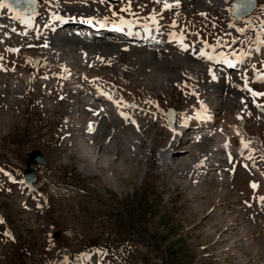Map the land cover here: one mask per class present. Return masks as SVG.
Segmentation results:
<instances>
[{
  "label": "rangeland",
  "instance_id": "374dc122",
  "mask_svg": "<svg viewBox=\"0 0 264 264\" xmlns=\"http://www.w3.org/2000/svg\"><path fill=\"white\" fill-rule=\"evenodd\" d=\"M256 1L251 16L235 20L224 7L216 5V0H39L40 15L35 20L47 27L43 19L46 21L48 10L70 8V14L75 11V15H80V12L82 16L92 17L90 20L145 25L136 28L123 24L133 27V32L140 36L144 33L137 29L147 31L148 37L157 30L153 36H159V32L160 36L172 34L163 30L172 23L176 32L173 34L187 38L185 41L195 49L198 47L195 45L208 44L232 50L235 42L242 41L238 32L246 34L247 28L254 27L253 22H264V0ZM82 7L90 8L91 12L80 11ZM59 15L61 19L62 14ZM8 17H0V67H4L0 68V166L11 177L0 172V264H264V181L250 173L253 170L245 171L240 166L242 158L236 153L242 137L254 140L252 143L243 138L248 141L244 154L248 150L258 151L249 155L256 157L257 169L264 174L263 23L253 35L256 39L253 44L244 42L240 50L245 53L249 46L252 49L258 46L252 57L244 61V73L234 71L242 70L236 68V62L223 68L219 66L223 61L213 66L226 69L223 83L233 86L235 91L240 86L239 74L247 75L248 89L243 91L247 109L245 105L242 109L239 102L226 108L220 90L223 100L216 98L220 93L216 94L217 89L213 90L214 95H209L212 70L204 62H194L197 61L194 54H190L194 61L189 60L184 66L176 63L171 50L180 49L177 46L167 44V47L149 48L152 50H136L141 41L139 46L126 42L131 47L125 42L117 45L77 32L52 33L51 39L54 34L56 40L60 39L58 49L63 58L70 60V65L86 68V72L76 77L63 64V58L54 53L57 50L49 46L47 32L56 22L48 23L50 27L44 29L34 46L31 37H23L26 31L18 39L15 37L20 24ZM148 42L142 47L161 41ZM106 44L117 46L109 55L100 56L98 50ZM45 50L50 52L48 58L41 54ZM131 50L136 53L131 55ZM145 52H151L152 57ZM93 58L98 63L92 62ZM188 64L196 68L201 83H197L195 75L184 73V67L192 72ZM84 73L97 77L99 85L120 95L139 127L133 126L135 121L127 125L117 119L110 102L122 108L125 103L120 96L121 100L85 103V121L76 123L73 116L78 108L72 110L73 101L80 103L82 94L89 101L94 95ZM23 81L24 98L16 100L15 93ZM76 85L86 91L75 89ZM199 85L204 95L207 94L202 102L213 108L210 112L215 115V121L187 123V129L193 130L175 146L171 143L172 129L166 121V109L173 107L178 116H189L198 105L195 100ZM219 86L225 88L223 84ZM93 109L98 111L96 124L101 123V117L111 124L83 128L87 127ZM237 114L243 118L238 128L246 133L241 137L229 132V125L233 126L230 117ZM74 123L80 131L69 132L67 128ZM210 126L212 130L222 128L216 134L226 135L225 143L226 139L233 141L229 163H235L236 168L234 173H231L234 167L226 172L224 181L211 171L204 179L196 173L197 182H205L195 191L186 166H196L201 157L207 158L213 140L212 137L190 138ZM85 135L90 138L86 139ZM256 142L262 146L261 154ZM34 149H39L48 163L45 167H35L38 176L35 190L28 191L23 171L27 154ZM161 151L166 154L160 159ZM169 151L173 156L166 160ZM176 162L180 164L175 167ZM109 177L116 184L108 183ZM141 204L147 206L144 215ZM55 232H59L58 238L54 237Z\"/></svg>",
  "mask_w": 264,
  "mask_h": 264
},
{
  "label": "bare ground",
  "instance_id": "6f19581e",
  "mask_svg": "<svg viewBox=\"0 0 264 264\" xmlns=\"http://www.w3.org/2000/svg\"><path fill=\"white\" fill-rule=\"evenodd\" d=\"M216 5L219 6V7H224L223 10L226 11L227 8H228V6H229V3H228V0H216ZM12 7L15 10H17V11L20 12L19 8H16L15 6H12ZM40 8L41 7H39V10H40ZM89 9L86 8V7H84V8L82 7L80 9V11H82V12H91V11H89ZM39 10H38V12H39ZM69 12H70V8H66V10H62V11L58 8L56 11H52L51 12L52 14H50V15L47 16L45 22L51 23V21H52V22H56V24H57V21H58V19L60 17V15H59L60 13L62 14L63 17H65V18H61V21L62 20L73 21V20H75V18H73V16H82V14L80 12H78L80 15H75L77 13L75 11L73 12L75 14H70ZM86 17H88V19L92 18V17H90L88 15H86ZM93 20L96 21V22L98 21L96 19H93ZM253 23H254V27L253 28H247L246 34H241L240 32H238L239 33L238 35H240L239 37L242 38L241 39L242 41L239 42L238 44L235 42L233 44V49L232 50L225 49L221 45H218V46L216 45V47H209L207 45L206 47H197L195 49V48H193V46L191 44H189L187 41H185L187 39L185 36L184 37L186 39H184L183 37L175 36V35H178V34H173V33L172 34H165L164 36L163 35L160 36V32H159V36L158 35H157V37L156 36H153L152 34L153 33L155 34V32L158 33V30L157 31L150 32V35H152V38H150V35H149V37L146 36L147 34L145 32H147V31L141 30V29H137V32L144 33V36L142 35L143 37L140 36V34L139 35L138 34H136V35L135 34H131L130 35L131 37L128 36V38H127V37L117 36L115 33H110V34L104 35L106 38H109V39H104V38H100L99 39L98 38L97 40H102L104 42H113V43H117V45H123L122 42H125V45L131 46V47H133V45L126 44V42H128V41H130V42L131 41H136V42H140L141 41L142 42L143 41V42H146L147 43L146 39H150V40L151 39H156V40H160L161 41L159 43L158 42H153V43H150V45H146V46H143V47H142V45H144L145 43L140 44V46L139 45H135V46H139V47H135L136 50L139 49V48H142V50H152V49H149V48L155 47L154 49H157L158 47H165V46L167 47V44H168V46H171V45L177 46L180 49L173 50V52L171 50V54L173 53L171 57H172V59L176 63L182 64V66H184V65H186L185 63H188L189 60L192 62V61H194V59H196L197 61H194V62H198V61L201 62V63L204 62L212 70V73L209 71L210 72V76H211V81H212V85H210V89L208 91V92H210V93H208L209 95H214L215 93L213 94L212 92H213L214 89H217L216 94L221 91L224 94L225 97L222 95L221 92L219 94L215 95V96H216V98L217 97L220 98V99L222 98V100H223V97H224V99H225L224 105H225L226 108L230 107L234 102H239L240 103V106L242 107V109H244L246 107V105H245V99L243 97V91L245 90V88L247 86L246 85V82L248 81L247 80V77L245 75H243V74H239L240 86L238 87V90L235 91L233 88H231L233 86L230 87V86L226 85V83L225 84L223 83L224 82L223 79L225 77L224 76V72H225L226 69L225 70L224 69H220V68L215 69L213 66H214V64L217 65L219 62H222L223 61L224 62V65H222V64L219 65L222 68L225 67V66H230V63H233V62H236V65H235L236 68H242V66L244 65V61L248 57H250V56L252 57L253 52L255 50H257L256 48H258V46H257L256 48H253L252 49L251 46H249L247 48V50L245 51V53H244L243 51H240L241 48H242V45L244 44V42H249V44H253V41L256 40V39L253 38L254 33L258 29H261L262 28V23L264 24L263 21H262V23H259V24L258 23H255V22H253ZM56 24L53 25L52 29L49 26L50 27L49 34L51 35V38H53L52 37V33L56 29V26H57ZM61 24L62 23H60V26L57 27V28L59 29L60 27H63L64 29H59L58 31L64 30V31H67L68 33H71V34H74L75 32H80V31L81 32H87V31H84V29H82V28H80L79 31H76L74 27H67L68 25L67 26H61ZM73 24H78V22H74ZM131 26H133V25H131ZM131 26H129V25H126V26L125 25H122V27L124 29L129 30L130 32L135 31L134 28L131 27ZM134 27L137 28L138 26H134ZM263 30H264V28H263ZM261 34H262L261 36L264 38V31ZM110 35H113L115 37V39H111L110 38ZM54 36H55L54 39H51L50 38V43H49L50 45L49 46L57 50V52H54L56 55H58L59 57L63 58V54L58 49V48H60L58 46L61 45L60 42H59L60 39H57L56 40V34H54ZM119 37H120V39H119ZM132 37H136V38H132ZM162 40H164L165 42L164 41L162 42ZM90 41H93V40H90ZM147 44H149V43H147ZM153 44L154 45L155 44H159V45L158 46H156V45L155 46H152ZM117 45H114V44H106V45H102L99 48V50L98 49L97 50L101 53L100 56H105V55H109L113 51L114 47L117 46ZM93 47H97V46H93ZM131 47H130V49H133ZM122 48L124 50L127 49V47H123V46H122ZM168 48H170V47H168ZM129 52H131L130 54L132 55L135 51L133 52L131 50ZM145 53H146L147 56H151L152 57L151 52H145ZM41 54L43 56H45V58H48L49 55H50V52H48V51L45 50V51H41ZM190 54H194V56H195L194 59L191 58V55ZM95 55H96V53H95ZM86 57H88V56H86ZM192 57H193V55H192ZM198 57H200V58H198ZM209 57H211V58H209ZM89 58H91V57H89ZM84 60H86V59H84ZM69 61L70 60H67L66 58H63V64L68 65L69 66L68 68L73 72L74 75H76V77H77V74L78 73L81 74L82 71H85V72L87 71L86 68L81 67L82 65L81 66H79L78 64H76L75 66H73V64L70 65L69 64ZM92 62L98 63V59L93 58V61ZM231 65H234V64H231ZM188 66H189V64H188ZM189 68L192 70V72H189L187 70V68L184 67L183 68L184 69L183 70L184 73H186L188 75L193 74L198 79L199 78V73H197L195 71L196 68H194V66H189ZM231 68H229V69L230 70H233ZM84 76L88 79L89 84L94 88V92H93L94 95H92V97L89 99V101L87 100V95L86 94H82L81 95L82 97L80 98L81 99L80 103L78 102V100L73 101V103H72V107H73L72 110H75V109L78 108L76 114L73 117L75 118L74 119L75 122L76 123H79V125L82 122V119H84V121H85V115H86L85 114V109L86 108H85V105H84L85 103H92V101H95V100H101V101H103V99H106V100H111L112 99V100H114V99H120V97H121L120 95H119L120 96L119 97V96L115 95L114 92L112 93L111 91H109V90L103 88L101 85H99L98 84V78L97 77L92 76V75H86V73H84ZM216 76H220V77H216ZM197 79H196L197 83L198 82L201 83V80L200 79L197 80ZM23 83H24V81L20 83L19 90L15 93L16 100H18V99L22 100L24 98V93H23V88H22ZM227 83L229 84V82H227ZM219 84H223L225 86V88H219L220 87ZM76 86H75V89H80L83 92L86 91L85 88H83L82 86H77V87ZM203 87H204V85H203ZM197 88H198V90L196 92V95L197 96H196V100L195 101L198 102V105H196V109L193 111V105L190 104V109L193 112L189 116H185V115L178 116V114H177L176 117H175V126L173 128H171L172 129L171 131L174 132L175 137H178L179 134L185 135L187 133V126H189L187 123H189V122L191 123L192 120H197L201 124H209V123H211V122L213 123L215 121V120L213 121V118H214L215 115H213V113L210 112V110L213 109V108H211L208 105H206L204 103L205 101L202 102L205 99V97H206L207 94L204 95V91H203V88H202L201 85L197 86ZM122 100H123V98H122ZM83 101H85V102H83ZM103 102H105V101H103ZM110 103L111 104L113 103L114 105H116L117 113L119 114V118L121 119V121H120L121 124H124L125 123V124L128 125V123H130V122L133 124V121H135V120L126 111V108H125L126 103L125 102H124L125 103L124 106H123L124 103H122V106H123L122 108L123 109L122 108L118 109V106H117V103L116 102H110ZM20 104H18V105H20ZM77 105H79V106H77ZM80 105H83V107L80 106ZM244 105H245V107H244ZM245 109H247V107ZM78 111H80V112H78ZM73 112L74 111H72V113ZM79 116H80V120H79ZM71 118H72V116H71ZM224 118H225V116L223 115L222 116V119H224ZM98 120H99V117L97 116V114H93L91 116V118H89L88 121L86 122V126L87 127H85V126H82V127L85 128V129H93V128H88V127H93L92 125H98V126L104 127V126H107V125L111 124L107 119H105L103 117H101V120L99 121L101 123L100 124H96L98 122ZM230 121L232 122V125H233V126H231V124L229 125V132L230 133H235L239 137H241L243 134L246 135V133H245V131L243 129H239L238 128L241 125L242 121H243V118L239 114H237L235 117H230ZM133 126L136 127V128H138L139 127V124L135 121V124ZM75 127H77V129H79L78 125L74 123L73 125H69V128H67V130L69 132H72L73 133L74 132L73 129H76ZM221 129H213L212 130L211 129V126H210V129H208V130L207 129H202L201 132H199L197 134H194L193 133L192 136H191V138H190L191 140H193V138L196 139V140H198L200 138L202 139V138H205V137L206 138L212 137V140H213V145L211 147L213 149H210L209 150L210 153L208 155H206L207 158L201 157L200 161H198V162L195 161V162H197L196 166L195 165H193L192 167H190V165H187L186 166V169H185L186 172H188V174H190L192 176V179H193V184H192L191 187L194 188L195 191L199 190L202 187L203 183L205 182V180L204 181L202 180L201 182L198 183L197 182L198 180H197V174L196 173H198V175H199L200 178H203L204 179V177H206L208 175V173H210V171H211V174H215L216 177L221 176L220 181H224V177H227L226 176V172H229L230 169L233 167V165H230L229 164V161H228L229 160V155H230V152L229 151L232 148V145L230 144L229 139L228 140L226 139V143H225V137H226V135L224 136V134H222V135L216 134V131L218 132ZM85 136H86V139L90 138L88 135H85ZM239 137H238V139H239ZM245 137L248 140H251L252 143H254V140L249 139V137H247V136L242 137L241 140L239 139L240 140V146L238 148V151L240 149V152L236 151L237 155L245 156V155L252 154L254 152H258V151H255V150H251V151L248 150V153H245L244 154V152L247 151L246 150L247 146L245 147V145L248 143V141H246V140L243 139ZM182 138H183V136L180 138V140ZM191 142H194V141H191ZM102 143H104L103 140H102ZM257 144L259 145V148H260L259 153L261 154V144L259 142ZM220 148H223V149L219 153ZM79 149L82 150V148H79ZM81 150H79V151L80 152L84 151V150H82V151ZM170 152L171 151H169L168 155L164 159H166V160L172 159L173 154L170 153ZM211 152H213L212 155H211ZM218 153L220 154L219 156H217ZM165 154H166V152L161 151L160 154H159L160 159L163 158L165 156ZM263 162H264V160H263ZM179 164H180V162H176L174 164V166L176 167ZM256 164H258L257 161H256ZM244 166H246V165H244ZM87 167L91 169V166H87ZM215 170L217 172H215ZM256 170L259 171L257 169V167H256ZM213 171H214V173H213ZM259 172H258V174H261ZM263 176H264V174H263ZM108 183H114V184H116V181L114 179H111L109 177L108 178Z\"/></svg>",
  "mask_w": 264,
  "mask_h": 264
},
{
  "label": "water",
  "instance_id": "95a60500",
  "mask_svg": "<svg viewBox=\"0 0 264 264\" xmlns=\"http://www.w3.org/2000/svg\"><path fill=\"white\" fill-rule=\"evenodd\" d=\"M5 2H7L10 5L11 9L26 16H29L34 12H36L38 5V0H20L19 3H16L15 0H5ZM241 2L242 0H233L231 3V7L229 9L230 15L237 19H241L243 17L250 15L256 7V0H251V3L248 4L246 8L240 9L238 5ZM12 6L19 8L20 12L15 10ZM234 9L236 10L234 11ZM174 114H175V110L173 108L167 109L166 115L170 126H173ZM36 164H41L45 166L46 160L38 150H33L27 155V160L25 163L26 169L24 171V178L26 185L30 188L36 182V173L34 171V165ZM55 236L57 237L58 233H56Z\"/></svg>",
  "mask_w": 264,
  "mask_h": 264
},
{
  "label": "snow or ice",
  "instance_id": "6c2138e0",
  "mask_svg": "<svg viewBox=\"0 0 264 264\" xmlns=\"http://www.w3.org/2000/svg\"><path fill=\"white\" fill-rule=\"evenodd\" d=\"M15 2L16 3H19L20 2V0H15ZM251 3V0H242V2L238 5V7L240 8V9H244V8H246V6L248 5V4H250ZM8 7H10V5L7 3V2H5V0H0V8H8ZM165 7H168V5H165ZM236 9H234V11H235ZM209 58H211V57H209ZM249 91H251V89H249ZM253 95L255 96V95H260L259 93H253ZM252 187H256V185L255 184H253L252 185ZM262 199H264V198H262Z\"/></svg>",
  "mask_w": 264,
  "mask_h": 264
},
{
  "label": "trees",
  "instance_id": "16d2710c",
  "mask_svg": "<svg viewBox=\"0 0 264 264\" xmlns=\"http://www.w3.org/2000/svg\"><path fill=\"white\" fill-rule=\"evenodd\" d=\"M141 206H142V211H143V215H144L147 211V206H146V204H141Z\"/></svg>",
  "mask_w": 264,
  "mask_h": 264
}]
</instances>
